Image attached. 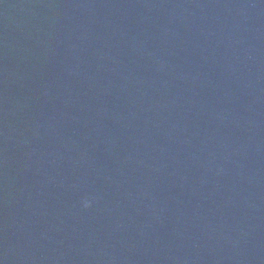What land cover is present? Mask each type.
Masks as SVG:
<instances>
[{
	"label": "water",
	"instance_id": "water-1",
	"mask_svg": "<svg viewBox=\"0 0 264 264\" xmlns=\"http://www.w3.org/2000/svg\"><path fill=\"white\" fill-rule=\"evenodd\" d=\"M0 264H264V0H0Z\"/></svg>",
	"mask_w": 264,
	"mask_h": 264
},
{
	"label": "clouds",
	"instance_id": "clouds-1",
	"mask_svg": "<svg viewBox=\"0 0 264 264\" xmlns=\"http://www.w3.org/2000/svg\"><path fill=\"white\" fill-rule=\"evenodd\" d=\"M82 205L84 208H89L92 206V201L88 198H85L83 201H82Z\"/></svg>",
	"mask_w": 264,
	"mask_h": 264
}]
</instances>
